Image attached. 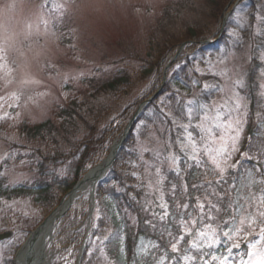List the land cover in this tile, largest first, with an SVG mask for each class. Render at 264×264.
<instances>
[{"label": "trees", "instance_id": "obj_1", "mask_svg": "<svg viewBox=\"0 0 264 264\" xmlns=\"http://www.w3.org/2000/svg\"><path fill=\"white\" fill-rule=\"evenodd\" d=\"M178 1L172 0V4ZM230 1L203 0L206 11L197 10L191 4V12L206 13L213 17V24L220 21L224 7L229 5L224 29L218 38L211 36L212 30L200 21H185L177 33L164 36L152 27L136 41H117V51L105 66H94L89 71L82 69L77 78L67 79L62 85L63 94L50 106L44 120L34 123L0 120V141L9 145L6 158L0 161V192L2 173L9 165L23 170L27 178L14 185L11 191L29 194L32 207L47 200L40 209L39 223L84 172L106 156L110 144L122 133L138 105L161 83L162 73L157 75V70L169 62L180 44L186 42L167 68L162 88L136 116L113 164L95 185L92 219L80 264H103V257L106 264H155L160 257L164 258L162 264H203L213 251L202 248L200 242L193 245L189 233L180 232L179 222L184 218L179 219L180 208L176 203L184 189L190 212L197 216L198 228L208 220L192 203L200 202L204 195L213 199L214 195L224 194L209 207L218 210L217 223L222 224V230L229 227L231 205L228 194L233 196L245 172L254 169L257 164L254 161L261 155L257 142L264 141L262 136L256 135L260 130L249 131L241 145L245 156L222 172L210 169L205 151L199 150L203 137L196 123L204 107L215 100L220 89L217 77L206 67L231 46V33L238 28L241 14L247 16V26L238 28V43L247 44L249 48L251 91L255 90L262 67L259 58L264 54V30L256 33L253 26L256 14L264 10V0H239L237 4H234L235 0ZM205 39L209 42L198 43ZM135 64L137 68H133ZM151 72L157 75L151 89L143 93L135 90L136 80L145 79ZM192 79L197 82L198 91L187 101L186 96L175 88H182V84H189ZM117 106L118 110H114ZM15 130L23 132L31 145L9 140V133ZM186 132L195 141V149L184 147ZM175 138L179 139V145L173 141ZM169 140L177 156V163L170 167L164 152L156 149L158 141ZM66 141L70 145H65ZM58 143L63 144L59 146ZM160 174L163 178L161 188L170 207L168 214L155 191H151L153 179L161 178ZM87 209V198H78L57 221L53 230L57 248L82 245ZM103 235L104 240H98ZM139 236L148 238L152 244L145 255L134 251V242ZM178 237L180 244L176 252H172L171 246ZM219 249H224L223 245L220 244L214 253ZM65 253V250L60 251L58 262ZM201 258L199 262L197 259Z\"/></svg>", "mask_w": 264, "mask_h": 264}, {"label": "rangeland", "instance_id": "obj_2", "mask_svg": "<svg viewBox=\"0 0 264 264\" xmlns=\"http://www.w3.org/2000/svg\"><path fill=\"white\" fill-rule=\"evenodd\" d=\"M172 3V0H0V120L29 123L44 120L50 106L58 102L63 94L64 82L77 78L83 70L105 66L115 55L116 42L119 40L136 41L143 38L147 29L152 27L162 36L177 33L185 21L203 22L212 30L211 36H215L222 17L229 13V5H226L220 21L213 24V17L206 13L198 15L190 11L191 4L197 10L206 11L203 0H179L176 4ZM165 10L167 12L162 15ZM238 18V28L247 26L245 14ZM253 27L256 33L264 30V10L256 14ZM238 28L232 30L231 46L220 52L215 61L206 67L211 75L217 77L220 89L215 100L204 107L196 123L203 137L200 141L202 148L199 150L205 151L209 167L214 172L235 166L245 156L241 145L249 131L260 130L256 135L264 138V54L259 58L262 67L259 68L255 90L251 91V56L248 45L238 43ZM132 66L137 68V64ZM165 66L166 62L157 70V75L158 72L162 73ZM157 75L151 72L145 79L138 78L135 90L142 93L150 90ZM182 85V88L176 86L175 90L189 101L198 91L197 82L192 79L189 84ZM204 86L209 87L208 84ZM101 99H105V96H101ZM8 139L31 145L27 143L23 132L17 130L9 133ZM61 140L58 139L59 142ZM184 140V147L195 149V141L188 132ZM173 141L180 144L178 138ZM257 143L261 155L254 163L258 165L245 172L233 196L228 194L231 205L229 227L222 230V224L217 223L218 210L209 207L221 200L224 194L214 195L213 192V199H210L212 196L204 195L200 202L196 200L192 203L199 214H205L208 220L200 228L197 227V216L190 212V206L187 205L185 189L176 203L180 208L179 219L184 218L179 222L180 232L186 235L189 233L193 245L200 242L202 248L213 251L206 264H259L264 260V141ZM62 144L58 143L59 146ZM65 145H70V142L66 141ZM7 147V143L0 141V161L6 158ZM173 148L170 140L158 141L156 149L164 152L168 167L177 163ZM6 169L2 173L0 192V234L7 236L0 240V264H10L9 261L12 264L15 249L36 227L41 218L40 209L47 202L42 200L37 203V207H32L29 194H15L11 191L27 175L11 165ZM161 179L162 176L153 179L151 191H155L158 201L168 214L170 207L161 188ZM87 196L88 188H85L76 199ZM91 219L85 221V233L90 229ZM99 239L104 240V235ZM179 240L178 237L172 244V252H176ZM220 244L224 249L214 253ZM73 246L65 247L66 253L58 262L60 253L57 254V245L48 235L45 243L46 258L42 264H75L80 247ZM151 246L148 238L139 236L135 239L134 251L145 255ZM102 259L103 264H106L105 257ZM163 260L160 257L155 264H162ZM197 260L201 262L202 258Z\"/></svg>", "mask_w": 264, "mask_h": 264}, {"label": "bare ground", "instance_id": "obj_3", "mask_svg": "<svg viewBox=\"0 0 264 264\" xmlns=\"http://www.w3.org/2000/svg\"><path fill=\"white\" fill-rule=\"evenodd\" d=\"M119 140L114 141L106 158L86 173L84 178L71 189L58 208L39 226L32 238L23 244L15 256V264H42L43 258H46L42 244L45 243L54 220L59 213L64 211L72 203L80 191L89 188L98 178L107 172Z\"/></svg>", "mask_w": 264, "mask_h": 264}, {"label": "water", "instance_id": "obj_4", "mask_svg": "<svg viewBox=\"0 0 264 264\" xmlns=\"http://www.w3.org/2000/svg\"><path fill=\"white\" fill-rule=\"evenodd\" d=\"M222 29V28H221ZM221 31V30H220ZM157 93V91L155 92V94ZM154 94V95H155ZM150 99H147L146 100V102L147 101H149ZM139 112V110H137L134 114H133V116H132V118L130 119V121L128 122V124H127V126H126V128H125V130H124V134H123V136L120 138V140H119V143H118V145H117V148L119 147V145H120V143L122 142V140H123V138L125 137V135H126V133L128 132V130H129V128H130V126H131V124H132V122H133V119H134V117L137 115V113ZM91 194H92V190H91ZM7 236V234H0V239H3V238H5Z\"/></svg>", "mask_w": 264, "mask_h": 264}, {"label": "snow or ice", "instance_id": "obj_5", "mask_svg": "<svg viewBox=\"0 0 264 264\" xmlns=\"http://www.w3.org/2000/svg\"><path fill=\"white\" fill-rule=\"evenodd\" d=\"M227 235V233H225ZM259 264H264V260L260 261Z\"/></svg>", "mask_w": 264, "mask_h": 264}]
</instances>
